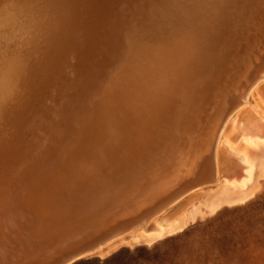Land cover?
Segmentation results:
<instances>
[{
  "label": "rangeland",
  "instance_id": "obj_1",
  "mask_svg": "<svg viewBox=\"0 0 264 264\" xmlns=\"http://www.w3.org/2000/svg\"><path fill=\"white\" fill-rule=\"evenodd\" d=\"M140 9L136 16L143 19H128L145 29L134 41L140 44L133 42L115 70L119 90L104 91L109 127L92 132L90 144L63 146L58 137L55 145L34 148L30 160L0 166V238L12 229L60 239L102 227L150 204L206 154L228 95L264 49V0H159ZM110 49L117 51L119 42ZM89 81L82 86L85 96ZM85 96L79 101L74 92L72 98L81 104ZM247 111L264 114L259 96ZM242 151L255 162L252 196L239 201L240 193L225 195L221 183L207 184L174 210H194L182 230L152 244L121 243L104 257L73 264H264V145L253 149L238 140L228 155ZM189 165L191 171L185 170ZM27 185L45 195L32 203V219L12 223L1 201L8 203L15 187ZM217 190V198L228 201L210 211L204 201Z\"/></svg>",
  "mask_w": 264,
  "mask_h": 264
},
{
  "label": "bare ground",
  "instance_id": "obj_2",
  "mask_svg": "<svg viewBox=\"0 0 264 264\" xmlns=\"http://www.w3.org/2000/svg\"><path fill=\"white\" fill-rule=\"evenodd\" d=\"M158 1L0 0V36L4 42L0 70V166L30 160L34 148L55 145L58 137H63V146L90 144L92 132L96 133L102 124L109 127V110H105L108 94L104 91H110L109 95L116 91L115 70L127 58L139 34L145 31L142 24L137 29L140 23L128 19H143L142 13L136 16L142 11L140 8ZM118 42L119 51L111 50ZM148 59L152 63L151 57ZM134 64L137 65L134 68L140 67L138 61ZM85 81L92 83V87H87L86 96L82 89ZM245 83V88L229 97L220 128L194 172L190 176L187 173L185 178L180 176L181 181L145 208L116 221L111 236L96 249L97 256L108 255L121 243L152 244L182 230L193 218L194 210L181 214H175L174 210L207 184L221 183L225 195L240 193L239 201L252 196L254 158L246 151L236 153L235 158L228 154L229 147L238 140L253 149L264 145V114L247 111L250 100L256 96L264 106V49L249 70ZM74 92L79 101L80 96H85L81 104L73 100ZM188 167L185 170L191 171ZM218 192L204 201L210 211L228 201L225 196L217 198Z\"/></svg>",
  "mask_w": 264,
  "mask_h": 264
},
{
  "label": "water",
  "instance_id": "obj_3",
  "mask_svg": "<svg viewBox=\"0 0 264 264\" xmlns=\"http://www.w3.org/2000/svg\"><path fill=\"white\" fill-rule=\"evenodd\" d=\"M249 70L246 73L245 81L240 84L238 89L245 88ZM236 90L228 95L223 112L227 101L230 99L229 97ZM41 194L42 191L38 187L30 185L15 187V190L8 196L9 198H6L8 203L5 202L6 200L1 201V205L9 212L12 223L17 220L32 219V203L39 199ZM126 216L129 215L117 217L102 227L79 232L70 238L59 239L55 235L47 234L44 231L34 233L28 229H12L13 233L11 235L4 234L0 238V264H73L81 259L97 256L96 249L111 236L116 226L115 222Z\"/></svg>",
  "mask_w": 264,
  "mask_h": 264
},
{
  "label": "snow or ice",
  "instance_id": "obj_4",
  "mask_svg": "<svg viewBox=\"0 0 264 264\" xmlns=\"http://www.w3.org/2000/svg\"><path fill=\"white\" fill-rule=\"evenodd\" d=\"M4 42L2 36H0V70H2L3 67V57H4ZM15 54V53H13Z\"/></svg>",
  "mask_w": 264,
  "mask_h": 264
}]
</instances>
